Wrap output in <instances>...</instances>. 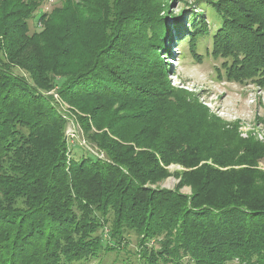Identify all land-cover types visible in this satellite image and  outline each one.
Instances as JSON below:
<instances>
[{
  "label": "trees",
  "instance_id": "obj_1",
  "mask_svg": "<svg viewBox=\"0 0 264 264\" xmlns=\"http://www.w3.org/2000/svg\"><path fill=\"white\" fill-rule=\"evenodd\" d=\"M40 2L0 0V264L99 260L110 240L120 245L128 232L138 250L127 264H264V143L226 127L195 94L170 84L165 63L151 59L158 48L173 56L177 40L162 4L118 8L105 20L86 12L94 26L87 25L89 56L68 71L80 59L73 54L83 5L64 0L35 18ZM214 7L223 16L215 55L234 58L227 77L257 76L264 86V0ZM32 19L44 28L29 35ZM182 21L176 32L186 42L192 30ZM55 86L65 100L79 98L73 106L86 114L79 117L85 137L108 160L79 146L81 156L66 161L65 121L46 95ZM93 98L103 99L83 104ZM92 125L104 130L89 132ZM170 162L188 170L179 186L190 185V195L151 186Z\"/></svg>",
  "mask_w": 264,
  "mask_h": 264
},
{
  "label": "rangeland",
  "instance_id": "obj_2",
  "mask_svg": "<svg viewBox=\"0 0 264 264\" xmlns=\"http://www.w3.org/2000/svg\"><path fill=\"white\" fill-rule=\"evenodd\" d=\"M39 8L34 13L35 18L43 12L44 15H50L54 9L62 7L64 0H40ZM162 4L160 14L165 15L166 21L171 26V33L177 37L173 39L172 49L173 56L167 52L156 49L151 54V59L162 61L167 68V78L172 86L177 89L189 91L195 94L199 102L207 108V112L220 118L226 124V127H234L237 129L241 137H254L264 143V86L258 83V77H241L234 79L227 77L225 73L226 67L232 63L233 56L216 54L214 51L213 40L217 30L221 28L223 23L222 14L214 7L215 3L219 0H155ZM73 2L83 5L81 17L79 21L83 24V29L76 35L77 45L74 49V54L78 61L71 60L72 64L68 67L69 70H74L84 63V59L89 55L85 50L93 39L87 36L88 27L92 26L90 17H85L86 12L91 9L97 10L95 19L105 20L113 17V12L121 8L123 12L137 10H146L149 3L153 0H134L133 2L127 0H73ZM135 6H131V5ZM138 5V6H137ZM145 5H147L145 7ZM131 6V7H130ZM145 7V8H144ZM86 8V9H85ZM87 10V11H86ZM177 17V21L173 18ZM183 20L180 24L183 27L187 26L190 32L186 36V42L182 41L181 33L176 32L177 22ZM198 20H201L200 22ZM39 23V22H38ZM36 19L29 21V35L32 31L40 32L44 26L42 23L38 24ZM173 24V25H172ZM195 24V28L192 26ZM88 25V27H87ZM134 22L127 24L128 29H133ZM139 33L149 32L143 26H140ZM137 29V28H136ZM92 30V31H93ZM176 32V33H175ZM138 31L132 37L134 40L137 37ZM98 36V35H97ZM146 34L145 37H148ZM146 39V38H144ZM143 39V40H144ZM147 40V39H146ZM131 43V42H130ZM89 61H87L88 63ZM230 62V63H229ZM17 72V71H16ZM19 72V71H18ZM177 74V75H176ZM59 87L55 86L46 91V95L51 96L52 102L56 106L58 112L65 121L63 129V140L66 146V161L77 159L85 151L98 154L100 159H106L104 152L94 143L90 142L85 137V132L82 128L79 117L85 116V112L79 111L73 106L78 104L79 98L72 101L65 100L58 93ZM103 98H93V101L83 100L85 106L93 105L101 102ZM93 103V104H92ZM80 105V104H79ZM118 102H115L110 111L117 108ZM131 125L126 124L124 131L129 132ZM104 127L96 129L93 125L89 132L101 134ZM81 146V147H79ZM258 167L264 169V160L258 162ZM238 167V166H237ZM167 176L162 180L152 184V187L178 189L181 193L190 195L192 188L188 184H180L182 173L188 171L185 167L177 162H170L166 166ZM104 239H110V232L106 227L102 230ZM127 240L117 245L110 240L109 252L105 251L99 260H95L93 256H89L85 261H74L73 264H127L132 263L135 259V252L138 250L137 238L133 232L126 234ZM103 242V243H104ZM127 260H129L127 262ZM183 264H192L189 259H184ZM158 264H163L159 262ZM228 264H236V261Z\"/></svg>",
  "mask_w": 264,
  "mask_h": 264
}]
</instances>
